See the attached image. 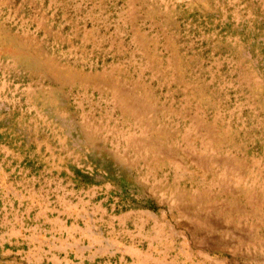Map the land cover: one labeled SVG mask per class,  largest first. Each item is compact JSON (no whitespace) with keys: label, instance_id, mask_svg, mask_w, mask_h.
<instances>
[{"label":"rangeland","instance_id":"rangeland-1","mask_svg":"<svg viewBox=\"0 0 264 264\" xmlns=\"http://www.w3.org/2000/svg\"><path fill=\"white\" fill-rule=\"evenodd\" d=\"M0 264H264V0H0Z\"/></svg>","mask_w":264,"mask_h":264}]
</instances>
